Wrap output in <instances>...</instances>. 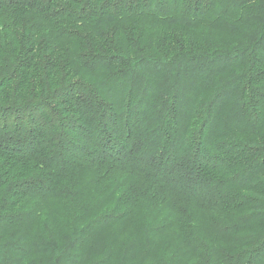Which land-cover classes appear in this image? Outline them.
I'll use <instances>...</instances> for the list:
<instances>
[{"label":"trees","instance_id":"16d2710c","mask_svg":"<svg viewBox=\"0 0 264 264\" xmlns=\"http://www.w3.org/2000/svg\"><path fill=\"white\" fill-rule=\"evenodd\" d=\"M0 264H264V0H0Z\"/></svg>","mask_w":264,"mask_h":264}]
</instances>
